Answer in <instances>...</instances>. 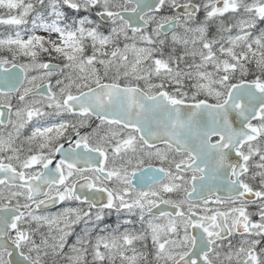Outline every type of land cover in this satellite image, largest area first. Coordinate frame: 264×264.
<instances>
[{"label": "snow or ice", "instance_id": "obj_1", "mask_svg": "<svg viewBox=\"0 0 264 264\" xmlns=\"http://www.w3.org/2000/svg\"><path fill=\"white\" fill-rule=\"evenodd\" d=\"M0 264H264V0H0Z\"/></svg>", "mask_w": 264, "mask_h": 264}, {"label": "rangeland", "instance_id": "obj_2", "mask_svg": "<svg viewBox=\"0 0 264 264\" xmlns=\"http://www.w3.org/2000/svg\"><path fill=\"white\" fill-rule=\"evenodd\" d=\"M73 241H74V237H70L68 242L69 244H71Z\"/></svg>", "mask_w": 264, "mask_h": 264}, {"label": "flooded vegetation", "instance_id": "obj_3", "mask_svg": "<svg viewBox=\"0 0 264 264\" xmlns=\"http://www.w3.org/2000/svg\"><path fill=\"white\" fill-rule=\"evenodd\" d=\"M59 207V206H58ZM58 207H56V208H54V209H51L53 212L54 211H57L58 210ZM113 219H114V217H113Z\"/></svg>", "mask_w": 264, "mask_h": 264}]
</instances>
